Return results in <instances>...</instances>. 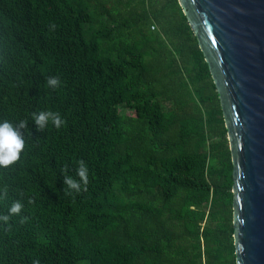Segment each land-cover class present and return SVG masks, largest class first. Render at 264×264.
<instances>
[{"label": "trees", "instance_id": "obj_1", "mask_svg": "<svg viewBox=\"0 0 264 264\" xmlns=\"http://www.w3.org/2000/svg\"><path fill=\"white\" fill-rule=\"evenodd\" d=\"M0 119L26 124L0 264H235L226 130L176 0H0Z\"/></svg>", "mask_w": 264, "mask_h": 264}, {"label": "water", "instance_id": "obj_2", "mask_svg": "<svg viewBox=\"0 0 264 264\" xmlns=\"http://www.w3.org/2000/svg\"><path fill=\"white\" fill-rule=\"evenodd\" d=\"M217 94L235 264H264V0H176Z\"/></svg>", "mask_w": 264, "mask_h": 264}, {"label": "clouds", "instance_id": "obj_3", "mask_svg": "<svg viewBox=\"0 0 264 264\" xmlns=\"http://www.w3.org/2000/svg\"><path fill=\"white\" fill-rule=\"evenodd\" d=\"M60 84L57 77L51 76L46 78V85L55 89ZM33 123L37 131H42L51 123L53 126L59 128L64 121L61 119L59 113L52 111H40L33 114ZM25 121L21 120L14 124L7 119H0V168H7L16 163L24 150L25 141L21 133V129L25 128ZM76 176L74 179L70 176H65L62 180L63 186H66V193L79 194L86 190L88 169L83 161L77 162ZM22 205L18 202L12 203L8 208L7 214L0 215V222L5 225L8 224L9 218L13 215H18ZM33 264H38L34 261Z\"/></svg>", "mask_w": 264, "mask_h": 264}]
</instances>
